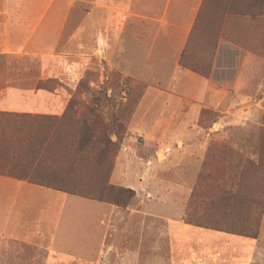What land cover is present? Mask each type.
I'll return each instance as SVG.
<instances>
[{
    "label": "rangeland",
    "instance_id": "obj_1",
    "mask_svg": "<svg viewBox=\"0 0 264 264\" xmlns=\"http://www.w3.org/2000/svg\"><path fill=\"white\" fill-rule=\"evenodd\" d=\"M71 16L85 24V7L76 4ZM88 16L90 26L77 27L76 40L69 37L61 43L59 53L64 58L50 61L46 76L36 74L41 64L35 59H11L14 70L6 76L11 86L31 89L36 84L39 90L0 92V109L23 104L30 112L55 114L64 113L71 105L73 113L66 122L41 126L17 122L26 130L43 132L44 136L40 135L49 144L50 168L20 171L16 167L19 156H13L8 164L20 175L64 187L117 210H146L151 201L155 211L169 218L171 226L176 225L174 214L181 207L185 222L198 219L226 230L224 222L229 221V215L223 216L227 213L219 203L217 209L210 210L204 205L211 197L207 184L212 179L221 180L231 191L242 180L234 221L244 215L249 198L264 209L258 202L263 198L258 186L264 183V141H260V136L264 137V0H204L179 57L173 51L168 58L157 53L147 57V42L156 40L154 28L133 26L131 21L113 30L117 39L107 45L100 40L99 12L91 11ZM64 64L76 67L67 71ZM5 93L8 100L15 101L5 103ZM39 97L45 106L38 103ZM49 97H55L56 103H47ZM6 118L0 119V126L6 125L0 132L9 134L13 125L7 124ZM82 118L93 121V149L77 156L74 151L83 130L79 124ZM108 140L118 148L100 159ZM3 141L0 136V154L9 149ZM257 150L263 156L258 171L245 164L246 160L258 163ZM96 154L98 160L94 159ZM148 159L145 167L138 164ZM121 163L126 168L124 183H113L114 167ZM147 172V179L138 184L137 174L146 176ZM204 176L209 180H203ZM108 186L129 188L135 197L126 207L116 206L110 203ZM156 220L159 228L163 220ZM127 221L132 226V220ZM243 222L236 226L250 234L258 230L253 238H259L254 264H264V212L258 228L255 222L251 226ZM213 234L222 236L219 244L225 249H237L240 245L236 241L251 240ZM162 237L157 240L161 257ZM230 257L238 261L246 254L234 250ZM109 260L114 263V258Z\"/></svg>",
    "mask_w": 264,
    "mask_h": 264
},
{
    "label": "crops",
    "instance_id": "obj_2",
    "mask_svg": "<svg viewBox=\"0 0 264 264\" xmlns=\"http://www.w3.org/2000/svg\"><path fill=\"white\" fill-rule=\"evenodd\" d=\"M203 1L0 0V92L38 89L36 84L31 89L11 86V79H6L14 70L11 59H35L41 64L36 74L46 76L50 61L64 58L59 53L61 43L69 37L76 40L77 27L90 26L87 18L91 11L99 12V34L103 43L108 45L113 38L117 39L112 31L131 21L133 26L154 28L156 40L145 41L147 57L157 53L158 57L168 58L172 51L179 57ZM76 4L85 7V24L76 22L71 16ZM63 67L71 71L76 64L70 68L64 64ZM7 95L5 93L3 101L13 103L15 100H8ZM53 98L49 97L46 102L56 103ZM44 102L39 97L38 103L45 106ZM23 106L0 110L30 114L40 122L68 121L62 113L30 112ZM17 121L24 122L19 117ZM18 128L21 130L22 126ZM148 162L149 159L140 160L138 164L145 167ZM121 164L114 167L113 183L122 184L125 178L126 168L124 163ZM147 176L148 172L146 176L137 174V183L145 181ZM147 203L146 210H117L98 200L0 173V264L255 263L259 238L236 241L240 245L237 249L221 248L222 236L213 232H223L187 224L182 219L184 210L181 207L174 214L176 225L171 226L168 217L155 211L151 201ZM157 218L163 220L159 228L156 227ZM127 219L132 220V226ZM159 236L164 240L162 257L157 254L161 249L157 243ZM234 250L245 253L246 257L233 260L230 253ZM109 258H114V263Z\"/></svg>",
    "mask_w": 264,
    "mask_h": 264
},
{
    "label": "trees",
    "instance_id": "obj_3",
    "mask_svg": "<svg viewBox=\"0 0 264 264\" xmlns=\"http://www.w3.org/2000/svg\"><path fill=\"white\" fill-rule=\"evenodd\" d=\"M192 69L195 71L197 70L195 67H193ZM63 112L64 113H62V116L67 118L70 114L73 113L72 106L69 105V107H67ZM17 117L21 119L23 118V121L29 123V126H38V125L41 126V124L47 125L48 123H53L52 121H41V122L36 121V119L34 118L36 116H31L30 114H16L12 112H0V119L6 118L7 124L13 125V128L10 129L9 134H5L3 131L0 132V136L2 137V140H4L3 141L4 145L9 148L7 149V151L3 150L2 154H0V157L2 156V161L0 158V161H1L0 162V173L8 174V175L15 176V177L22 178V179H27L28 181L33 182V183H41V184L52 186L56 189H60V190H63L69 193L84 196L79 193L70 191L64 187H58L56 185H48L44 182L38 181L37 179L35 180L34 178L29 177L28 175H25V176L20 175L18 174V171L14 170V167L12 168V164H8L11 162L13 156H19L20 161H25V164L20 161L17 162L16 167H18L20 171L28 170V169L30 170L31 168H33L32 171H35L36 169L39 170L41 168L47 170L48 168L51 167L49 163V161H51V158L47 156L49 152V149H48L49 144H47L48 141L43 139V137L40 135L42 134L44 136L43 132H38V131L34 132V129L28 128L26 130L23 127L20 130L18 128L19 125L17 123L18 122ZM81 117H82V114L80 118ZM79 124L82 125L83 130L80 133L78 145L76 146L75 151H74V153L77 154V156L82 155V154L84 155L83 152L87 148L93 149V139H94L93 121L90 123V122L85 121L82 118ZM4 126L6 125L2 124L0 128H5ZM35 133H37L40 136L39 139L37 138L36 135H34ZM260 137H261L260 141H264V137L263 136H260ZM218 145L219 147L223 146L222 144H218ZM117 148H118L117 143L111 142L110 140H108L107 142H105V146L103 150H101L99 153L100 159L102 158L101 157L102 154L107 155L108 152H110L111 150L115 151ZM256 154H257V159H258L257 164H254L250 160H246L245 164L249 166L251 165L254 166L255 169L258 171V170H261L260 168L262 167V164H263V156H262V153L259 152L258 150ZM5 156L8 159H5ZM94 159L98 160V154L94 156ZM103 159L105 158L103 157ZM242 174H241V177H242ZM203 180H209V179L206 176H204ZM225 186L221 182V180H218V179L209 180V183L207 184V188L209 187V189L207 190V192L210 194L211 197L210 199H208L209 200L208 202L204 203V205H205V208H207V210H210V209H217L216 205L217 203H219V207H221L222 211L227 213V214H224V215L222 214V215L224 217L226 215H229L228 217H226L229 219V221L224 222V225L227 227L225 228L226 230H222L216 226H215L216 228L211 227L212 225L208 226L209 223H206V222L202 223L198 219L194 220L193 222H190L189 220L186 223L189 225L208 228V229L223 232V233L234 234V235H238L242 237L256 238L258 230H255L253 234H250V233H247V231H245L244 229L238 228L236 225L240 221H244L243 224L245 223V224H248L249 226H251L250 224L251 222H255L254 227L256 226V228H258L261 215L264 212L263 207L257 208V204L255 203V200L250 201V198H249L248 201L245 202L244 215H240V216L235 215L237 217V221H234L233 219V216H234L233 213L235 210L234 204L238 201V196H239L238 192L242 191L240 189L242 187V180L239 184H236L234 191H231L229 188H225ZM106 189L111 194L110 199L112 200V202L110 203H113L114 205L119 206V207H126L129 204V202L135 197V192L126 187L116 188L115 186H108V188ZM258 192L261 193V195L263 196L262 200L260 199V201L258 202L260 203V205L261 204L264 205V183L263 182H261V186H258ZM202 203L203 201L201 202V204ZM220 222H222V220L218 221L217 223H220ZM219 227L223 228L221 224L219 225ZM70 264H79V262L70 263Z\"/></svg>",
    "mask_w": 264,
    "mask_h": 264
}]
</instances>
